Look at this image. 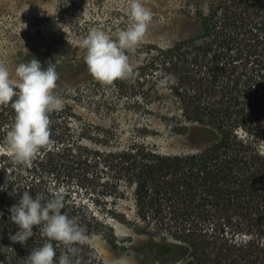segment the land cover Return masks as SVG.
<instances>
[{
    "label": "trees",
    "instance_id": "obj_1",
    "mask_svg": "<svg viewBox=\"0 0 264 264\" xmlns=\"http://www.w3.org/2000/svg\"><path fill=\"white\" fill-rule=\"evenodd\" d=\"M180 2L195 32L150 45L133 66L134 82L113 85L149 100L164 92L179 112L174 129L205 137L206 144L185 153H163L139 138L113 149L91 147L82 143L84 128L79 139L60 110L50 114L51 142L27 167L4 154L15 113L10 104L0 106V264H25L32 249L48 242L42 225L33 227L26 244L10 239L18 225L9 209L26 190L33 197L42 193L44 202L62 192V212L89 237L74 245L73 264H113L90 237L112 235L99 212L123 219L115 201L124 188L134 202L138 236L131 250L139 263L264 264V0ZM165 77L170 80L162 85ZM94 129L96 136L108 133ZM65 248H56L54 264Z\"/></svg>",
    "mask_w": 264,
    "mask_h": 264
},
{
    "label": "rangeland",
    "instance_id": "obj_2",
    "mask_svg": "<svg viewBox=\"0 0 264 264\" xmlns=\"http://www.w3.org/2000/svg\"><path fill=\"white\" fill-rule=\"evenodd\" d=\"M141 3L151 10L153 19L142 42L135 50L126 51L132 67L143 60L150 45L165 46L196 30L195 21L186 23L183 19L180 0ZM129 4L130 0H0V63L8 68L13 80L15 68L26 55H39L45 68L54 64L59 75L54 94L63 100V116L78 137L84 128L83 144L113 149L139 138L163 153L193 151L208 139L189 138L174 129L180 120L179 112L175 104L164 98V92L150 100L141 93L122 94L114 83L97 82L84 63L86 49L81 46L82 39L92 28L115 39L119 30L130 25ZM96 125L108 133L100 131L104 136H96ZM261 149L264 152V143ZM124 192L115 201L123 219L99 212L111 226L112 235L94 234L90 242L107 262L141 264L131 250L138 236L133 230L137 222L134 202L129 189L124 188Z\"/></svg>",
    "mask_w": 264,
    "mask_h": 264
},
{
    "label": "clouds",
    "instance_id": "obj_3",
    "mask_svg": "<svg viewBox=\"0 0 264 264\" xmlns=\"http://www.w3.org/2000/svg\"><path fill=\"white\" fill-rule=\"evenodd\" d=\"M127 15L130 25L119 30L115 39L97 28L90 29L82 39L81 46L86 49L84 63L91 76L102 85H112L117 80L134 82L138 75L126 51L135 50L142 42L153 16L141 0H130ZM14 71L15 80L0 63V106L10 104L15 113L6 129L4 154L15 164L30 167L40 150L51 142L50 114L62 110L64 102L54 94L59 79L54 64L45 68L35 58L20 63ZM169 80L165 77L160 83L164 85ZM63 199L62 192L58 191L44 202L42 193L33 197L26 190L9 209L11 222L18 225V231L10 235L13 242L26 244L34 234L33 227L41 225L42 235L48 240L43 246L32 249L25 264H54L56 248L60 245L66 248L59 257V264H73L71 257L78 252L74 245L89 243L86 230L77 219L62 212Z\"/></svg>",
    "mask_w": 264,
    "mask_h": 264
}]
</instances>
